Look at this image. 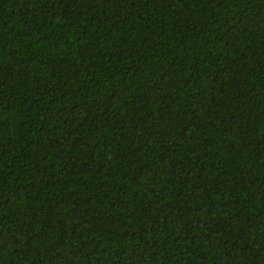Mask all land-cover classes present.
I'll use <instances>...</instances> for the list:
<instances>
[{
  "label": "trees",
  "instance_id": "16d2710c",
  "mask_svg": "<svg viewBox=\"0 0 264 264\" xmlns=\"http://www.w3.org/2000/svg\"><path fill=\"white\" fill-rule=\"evenodd\" d=\"M0 264H264V0H0Z\"/></svg>",
  "mask_w": 264,
  "mask_h": 264
}]
</instances>
